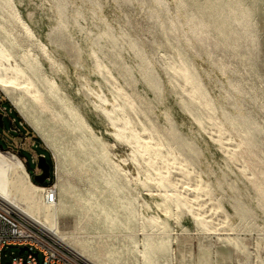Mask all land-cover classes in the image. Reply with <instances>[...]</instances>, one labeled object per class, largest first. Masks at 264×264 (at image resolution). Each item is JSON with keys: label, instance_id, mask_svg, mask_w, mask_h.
I'll use <instances>...</instances> for the list:
<instances>
[{"label": "rangeland", "instance_id": "rangeland-1", "mask_svg": "<svg viewBox=\"0 0 264 264\" xmlns=\"http://www.w3.org/2000/svg\"><path fill=\"white\" fill-rule=\"evenodd\" d=\"M16 15L28 22L34 38ZM0 38L20 53L17 46L28 47L29 58L55 81L63 99L43 94L51 84H38L29 98L31 125L0 90L7 114L0 150L17 155L31 180L38 156L46 155L50 177L37 185L54 189L61 207L58 233L82 239L102 234L100 239L120 247L131 246L132 239L141 243L153 228L166 253V262L157 264H264V245L257 246L248 229L255 223L264 230V0H0ZM181 65L193 77L192 96L183 91L176 69ZM102 93L107 102L99 100ZM115 102L112 117L127 116L139 130L143 124L163 154L182 152L233 223L234 207L245 206L244 234L225 238L206 231L177 195L164 217L156 206L163 187L139 154L137 163L132 159L101 108ZM213 127L228 130L235 143L228 152L209 134ZM238 162L256 177L245 176ZM163 185L172 189L167 180ZM155 214L158 221L151 220ZM64 240L81 251L75 238ZM85 253L108 264L103 255ZM18 254V247H6L3 264Z\"/></svg>", "mask_w": 264, "mask_h": 264}, {"label": "bare ground", "instance_id": "bare-ground-1", "mask_svg": "<svg viewBox=\"0 0 264 264\" xmlns=\"http://www.w3.org/2000/svg\"><path fill=\"white\" fill-rule=\"evenodd\" d=\"M16 18L23 31L29 37L34 38L35 35L28 22L20 15H16ZM17 47H21L22 53L15 50L11 44L8 45L4 39L0 38V90L18 111L25 116L28 123L32 125V121L29 119L30 114L27 113L30 108L33 107V105L30 104L29 98L31 99V97L36 95L38 84H45V82L51 84L43 90V94L47 97L55 96L61 102L63 99L54 91L53 86L55 85V81L49 79L42 72L35 58H29V48L20 45ZM41 47L46 53L44 45H41ZM177 67L176 69L181 71L182 77L184 78L183 91L192 96V90L196 87L192 75L188 72L185 65ZM114 86L124 93V90L120 87L118 82H115ZM97 96L102 102L108 101L103 93ZM206 104L209 107L208 101ZM117 107H119V104L116 102L112 104L111 109H106L101 106L106 117L110 119L115 129L113 134L117 137H123L130 146L132 159L137 163L135 154H139L142 161L153 171V179H155L160 187H163L164 198L161 202L157 203L156 206L164 214V217L169 216V202H172L171 197L177 195L179 199H181V203L186 209L190 219L204 225L206 231L212 230V232H218V234L222 233L225 235V238L237 231L240 234H244L242 228H245L244 223L246 222L243 211L245 206L237 204L234 207L233 214L238 216V221L233 223L231 214L220 204L218 197L214 193L213 187L201 176L199 170L195 169L187 162L182 152H174L173 149H170L167 154H163L158 149L159 142L154 140L150 131L146 129L143 124L142 129L139 130L137 127L130 125L127 116H111L113 109ZM69 110L71 112L74 111L73 108H69ZM86 127L88 130H92L89 124H87ZM127 130L130 132L128 135H126ZM217 130L218 127H213L211 131H209V134L221 145L222 150L228 152L227 146L235 145V143L226 128L221 127L219 133ZM149 150L152 151V156L148 153ZM157 158L160 159L159 163L156 161ZM237 165L245 176L249 178L256 177V174L245 162H238ZM164 180H167L169 186L172 187L171 190L166 189L163 185ZM50 192H54V189L39 186L30 179L23 161L17 155L9 151L0 150V197L12 203L17 208H20V210L27 213L29 216L39 220L41 223L57 229L56 217L61 211V207L57 204L56 198L51 204L45 202V195H48ZM260 194L262 198H264L262 191ZM177 202L175 205H177ZM40 215L43 216L44 220L39 218ZM151 220L158 221V215H153ZM160 222H162V219ZM248 229L254 230L255 235H253V238L257 246L259 244L264 245V230H259L255 223H252ZM157 233L155 229L150 228L144 232V239L141 243L136 239H132L131 246H129V244H123L117 247L112 242L108 244L107 242L109 240L100 239L99 237L102 234H93L91 238L82 239L72 234L61 235L57 231L59 239L70 247L71 245H69L64 238H75L82 249L80 251L71 248L93 264L97 263L91 261L90 258H88L89 256H86V251L98 257H102L103 255L105 262L108 264L165 263V248H160L163 241L161 237L157 236ZM251 235L252 233L249 234V236ZM99 243L105 244L106 247L104 251L97 247ZM139 246H142L143 249H140Z\"/></svg>", "mask_w": 264, "mask_h": 264}, {"label": "built area", "instance_id": "built-area-1", "mask_svg": "<svg viewBox=\"0 0 264 264\" xmlns=\"http://www.w3.org/2000/svg\"><path fill=\"white\" fill-rule=\"evenodd\" d=\"M0 113L7 116L1 105ZM55 198V193L50 192L45 195V202L51 204ZM8 246L19 249L18 255L6 261L9 264H93L60 240L57 229L0 197V264H3V251ZM22 247L26 249L20 252Z\"/></svg>", "mask_w": 264, "mask_h": 264}, {"label": "water", "instance_id": "water-1", "mask_svg": "<svg viewBox=\"0 0 264 264\" xmlns=\"http://www.w3.org/2000/svg\"><path fill=\"white\" fill-rule=\"evenodd\" d=\"M3 126V114L0 113V127ZM0 149H3V145L0 144ZM22 156V155H21ZM26 166H29V162H26ZM37 167L41 170V173L34 174L33 178L38 184H44L50 177V164L47 162L46 157L41 154L37 158ZM26 248L22 247L20 252L24 251ZM9 264V262H6Z\"/></svg>", "mask_w": 264, "mask_h": 264}, {"label": "trees", "instance_id": "trees-1", "mask_svg": "<svg viewBox=\"0 0 264 264\" xmlns=\"http://www.w3.org/2000/svg\"><path fill=\"white\" fill-rule=\"evenodd\" d=\"M38 141H41V139L38 137ZM4 149V148H3ZM41 154H44V153H41ZM45 155V154H44ZM46 157V155H45ZM28 170V169H27ZM32 181L35 183V184H38L33 178H32Z\"/></svg>", "mask_w": 264, "mask_h": 264}, {"label": "flooded vegetation", "instance_id": "flooded-vegetation-1", "mask_svg": "<svg viewBox=\"0 0 264 264\" xmlns=\"http://www.w3.org/2000/svg\"><path fill=\"white\" fill-rule=\"evenodd\" d=\"M50 172H51V169H50ZM39 173H41L40 169H38V172H35V174H39Z\"/></svg>", "mask_w": 264, "mask_h": 264}]
</instances>
